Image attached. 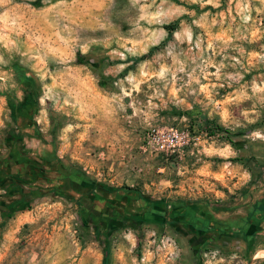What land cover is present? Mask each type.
<instances>
[{
    "label": "rangeland",
    "instance_id": "1",
    "mask_svg": "<svg viewBox=\"0 0 264 264\" xmlns=\"http://www.w3.org/2000/svg\"><path fill=\"white\" fill-rule=\"evenodd\" d=\"M16 147L59 182L27 181L11 215L0 190V264H264V0H0V157ZM93 186L138 190L115 202L143 225L85 221Z\"/></svg>",
    "mask_w": 264,
    "mask_h": 264
},
{
    "label": "flooded vegetation",
    "instance_id": "2",
    "mask_svg": "<svg viewBox=\"0 0 264 264\" xmlns=\"http://www.w3.org/2000/svg\"><path fill=\"white\" fill-rule=\"evenodd\" d=\"M23 159V162H22ZM32 161L36 162L37 161L35 159H31L29 158L27 155H25L24 153H21V155L19 156V164L20 167H23L25 170V172L23 173L24 175H29V177H23L22 180L26 181V178H34V172L38 171V175L36 176L35 179H37L38 181H51L49 182L50 185H52L53 183H56L54 181L57 180L56 178V174L54 173L55 171H51L50 173L46 170L47 168H45V166L41 163H39V168L38 170L31 168L32 167ZM9 164L11 166L12 163L9 162ZM3 167V166H2ZM35 170V171H33ZM21 178H17V180H20ZM59 182V179H58ZM99 193V196L104 197L106 199V201H108V203L104 204V205H97V202H94V205H92V207H88L86 204L83 205V216L85 218V215H88L91 217L92 220L95 221V223H97V225H99L100 227H102L104 229V231L109 230L110 232H113L119 228H121L126 221L135 223L134 225L138 228L141 227L143 225V222H141L142 220H144V215L141 217H136L133 218L131 217V215H129L125 210L126 207H124L123 205H120L118 203L115 202V198L116 196H121L123 200H136L133 199V191L132 189H127L123 194L120 191H116L112 188H106L105 186H93L90 190L88 191H83L80 193V195H82V197H87L88 195H91L95 192ZM138 201V200H136ZM136 207H142L144 209L147 208V205H141L138 204V206ZM162 223H168V221L166 220V218H163ZM176 225H173L172 227L175 228V230H177L178 232L182 233L183 235H188L190 233H192L193 229L192 226H190L187 222H185L184 220H182L181 218L177 219L175 222ZM194 233H196L194 231ZM197 234V233H196ZM206 242H203L202 244L199 245V247H194L195 250L198 252L200 250H202L203 246L205 245Z\"/></svg>",
    "mask_w": 264,
    "mask_h": 264
},
{
    "label": "trees",
    "instance_id": "3",
    "mask_svg": "<svg viewBox=\"0 0 264 264\" xmlns=\"http://www.w3.org/2000/svg\"><path fill=\"white\" fill-rule=\"evenodd\" d=\"M79 62L80 63H87L88 61L85 58H80ZM37 104H38V101H37L36 97L32 93H28L26 95V97L24 98V100L19 104V108L25 112H28V111L33 110L37 106ZM206 128H207V132L209 135H215L219 130H223V127L215 126L211 123H207ZM226 132L228 134L231 133V131H229V130H226ZM21 153H24L25 155H27L24 151H22V147H20V148L16 147V148L10 150V152L6 156L0 157V190H4L6 188H12L13 187L11 189L12 190L11 193L12 194L18 193L22 196V199L14 202L11 205H6L5 208L1 209V212L5 215H11V213L13 211H16L19 208L25 206V204L27 203L25 198L27 196L29 197V196H34V194H38V195L41 194V191H30L28 188L25 187V183L27 181L32 180V181L37 182L38 180L35 179V177L39 176V175L37 173L38 171L36 172L35 170H33V171H35L34 172V175H35L34 178H30V179L26 178V181L22 180L23 177H25V176L29 177V175L28 174L24 175L23 173L25 172L26 169H24L23 167H20L19 156L21 155ZM27 156L29 158H31L32 160L35 159V157H30L29 155H27ZM9 162L12 163L13 166H11L9 164ZM22 162H23V159H22ZM38 166H39L38 161H37V163L32 161V167L31 168L38 170V168H39ZM17 178H21V179L17 180ZM40 182L49 184V182H51V181H40ZM54 182H56V184H58V178ZM132 191L134 193L133 199H136L138 201L143 200V197L139 193L138 190L132 189ZM259 209H261L260 212L262 214H264V201L259 206ZM131 217L136 218L134 215H131ZM84 220L95 223V221L91 219L89 214L85 215ZM141 222L144 223V220H142ZM108 229H110V228H108ZM108 229L106 231L107 233H109ZM204 229L207 230L206 228H204ZM204 229H199V230L197 229L196 232L199 234H203L205 231Z\"/></svg>",
    "mask_w": 264,
    "mask_h": 264
}]
</instances>
